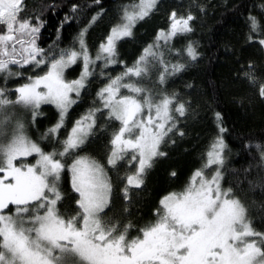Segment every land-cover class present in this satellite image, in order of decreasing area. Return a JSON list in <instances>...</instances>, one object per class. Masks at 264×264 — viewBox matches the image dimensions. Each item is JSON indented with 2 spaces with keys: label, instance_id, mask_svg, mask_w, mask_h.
<instances>
[{
  "label": "snow or ice",
  "instance_id": "snow-or-ice-1",
  "mask_svg": "<svg viewBox=\"0 0 264 264\" xmlns=\"http://www.w3.org/2000/svg\"><path fill=\"white\" fill-rule=\"evenodd\" d=\"M157 3L134 0L124 5L119 22L93 57L84 39L87 28L80 33L78 50L49 54L37 43L43 22L39 17L33 23L31 17L21 16L24 0H0V77L6 83L24 75L19 69L46 66L42 75L28 76L27 82L12 90L15 99L7 94L9 89L0 88V137L4 138L0 139V264H264V232L252 227L245 205L232 188L221 184L227 148L222 135L211 143L204 166L194 172L184 190L162 197L155 221L131 238L132 223L122 224L115 217L105 219L113 192L105 166L76 154L94 134L96 114L107 110L108 120L119 124L110 139L107 165L117 168L125 161L134 168L122 178L126 181L124 200H129L131 189L142 187L155 158L165 155L160 145L176 128L173 113L184 116L186 106L174 95L154 99L140 81L156 64L161 69V85L169 75L184 69L181 63L169 65L163 49L177 35L193 30L192 14L178 16L172 12L169 29L161 30L156 43L145 48L132 67L109 78L97 93L102 106L90 109L75 121L65 139H58L69 109L95 73L97 62H103V68L116 64L118 42L131 37L135 24L149 16ZM72 11H76L75 6ZM97 18L94 16L92 23ZM248 22L250 33L260 36L255 42L264 47V23L255 16ZM248 39L253 41V35ZM185 53L191 60L198 58L192 44ZM175 54L181 55L179 51ZM78 61L83 66L80 77L67 80L65 70ZM100 74L105 73L101 70ZM244 75L256 84L251 71ZM125 89L127 93L122 91ZM259 95L264 98V83L259 84ZM44 104L54 105L59 112L58 122L43 136L60 145L51 151L27 135L21 120L13 119L19 106L29 110L35 120ZM216 119L219 126V113ZM219 131L222 134L226 129L220 126ZM249 147L258 150L264 160V146ZM29 157H35V162H29ZM65 170L71 173L72 190L78 194L76 212L67 217L59 207L64 198L60 181Z\"/></svg>",
  "mask_w": 264,
  "mask_h": 264
},
{
  "label": "trees",
  "instance_id": "trees-1",
  "mask_svg": "<svg viewBox=\"0 0 264 264\" xmlns=\"http://www.w3.org/2000/svg\"><path fill=\"white\" fill-rule=\"evenodd\" d=\"M133 2L24 0L25 11L21 16L31 17L33 23L39 17L43 22L37 43L49 54L64 49L78 50L80 33L87 28L84 39L94 57L111 28L119 22L123 6ZM73 6L76 7L75 12L72 11ZM172 12L178 16H194L191 21L193 30L177 35L163 49L164 59L169 65L181 63L185 67L169 75L166 83L161 85L158 83L161 69L156 64L140 81L152 92L154 99L164 94L174 95L178 102L186 106L184 116L173 113L176 128L160 145L165 155L155 158L152 168L144 176L142 187L131 189L130 198L126 201L122 192L126 181L122 178L133 168L124 165L125 162L114 170L107 165L110 139L119 127L118 122L108 120L107 110L96 114L94 134L88 137L76 154L87 155L106 165L113 192L110 209L105 210L108 213L105 219L115 217L122 224L132 223L131 238L138 234L140 228L155 221V212L162 197L184 190L194 172L204 166L211 143L222 135L227 145L225 164L221 169L222 187L233 189L234 196L245 205L252 227L264 232V160H261L258 150L249 147L264 146V98L259 95V84L264 83V47L255 42L260 36L250 33L248 22L250 16H255L264 23V0H158L155 10L135 24L132 36L118 42V62L107 68L97 62L95 73L89 77L77 103L69 109L58 139H65L75 121L90 109L102 106L97 93L109 78L121 75L127 67H132L144 54L145 48L156 43L161 30L169 29ZM94 16L98 18L92 23ZM250 34L254 37L253 41L248 39ZM189 44L198 53L196 60H191L185 53ZM168 48L173 51L169 53ZM176 51L181 55H176ZM14 70L17 69L14 67ZM45 70L46 66L33 70L31 65L19 69L24 75L9 78L6 83L0 77V88L9 89L7 94L15 99L12 91L15 87L27 82L28 76ZM101 70L104 75L100 74ZM81 71L82 66L77 63L67 71L68 80L77 79ZM249 71L256 77L255 85L244 75ZM38 113L31 138L46 151H51L53 146L60 147L56 140L43 139L48 129L58 122V110L54 105L47 104ZM217 113L221 117L219 126ZM220 126L226 129L222 134ZM181 132L183 135H180ZM67 163H71V158L67 159ZM173 172L175 175H172ZM60 189L64 197L59 205L61 213L66 217L74 215L78 194L72 190L71 173L67 170L62 173Z\"/></svg>",
  "mask_w": 264,
  "mask_h": 264
},
{
  "label": "rangeland",
  "instance_id": "rangeland-1",
  "mask_svg": "<svg viewBox=\"0 0 264 264\" xmlns=\"http://www.w3.org/2000/svg\"><path fill=\"white\" fill-rule=\"evenodd\" d=\"M95 56V55H94ZM77 63H80L81 64V66H82V62H77ZM76 63V64H77ZM100 63H102L103 64V62H100ZM76 64H74V65H72V66H70V67H68L66 70H65V78L68 80V78H67V71L70 69V68H72L73 66H75ZM82 68H83V66H82ZM82 72V71H81ZM43 73H41V75H42ZM81 75V74H80ZM80 77V76H79ZM78 77V78H79ZM77 78V79H78ZM76 80V79H75ZM70 81V80H69ZM148 87L149 88H152L150 85H148ZM126 90V89H125ZM127 91V90H126ZM73 98H75V96H73ZM159 98H156V100H158ZM44 105H47V104H44ZM44 105H41V107L42 106H44ZM49 105H51V104H49ZM40 107V108H41ZM10 111H13V110H10ZM14 112H15V115H14V117H13V119L15 120V119H19V120H21L24 124H25V131H26V133H27V135L31 138L32 137V132H31V129L32 128H34V126H35V120H33V118H32V114H31V112L29 111V110H25V109H23V108H20L19 106H17V107H15V109H14ZM36 118V117H35ZM11 130H12V126L11 125H9L8 126V128H7V132H8V134L10 135L11 134ZM0 139H4L3 137H0ZM32 139V138H31ZM29 159V162H31V163H34L35 162V157H29L28 158ZM93 159V158H92ZM121 162H125V161H121ZM120 162V163H121ZM124 165H126V166H128V164L125 162V164ZM106 166V165H105ZM118 166H121V165H118ZM129 167V166H128ZM215 167V166H214ZM113 170H114V168H113ZM106 171H107V169H106ZM132 171H134V168L132 169ZM108 173V172H107ZM109 176V175H108Z\"/></svg>",
  "mask_w": 264,
  "mask_h": 264
}]
</instances>
